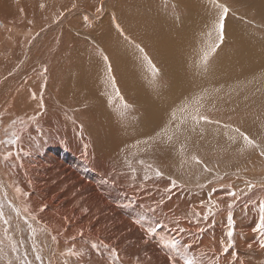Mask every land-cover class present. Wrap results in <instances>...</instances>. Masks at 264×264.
<instances>
[{
	"label": "bare ground",
	"instance_id": "1",
	"mask_svg": "<svg viewBox=\"0 0 264 264\" xmlns=\"http://www.w3.org/2000/svg\"><path fill=\"white\" fill-rule=\"evenodd\" d=\"M162 2L0 0V141L18 137L0 143V245L32 248L33 259L35 246L43 264H109L112 249L115 264H169L165 244L176 239L195 264H264V234L253 231L264 201L260 150L212 124L189 123L166 142L199 101L210 119L224 115L264 147V0H229L252 6L243 20L226 15L222 43L218 9L161 14L172 5ZM229 203L233 247L223 253ZM101 242L107 248L91 247ZM69 248L83 254L63 255Z\"/></svg>",
	"mask_w": 264,
	"mask_h": 264
},
{
	"label": "snow or ice",
	"instance_id": "2",
	"mask_svg": "<svg viewBox=\"0 0 264 264\" xmlns=\"http://www.w3.org/2000/svg\"><path fill=\"white\" fill-rule=\"evenodd\" d=\"M41 7H43V5H41ZM217 7L221 8L222 11L220 12L219 18L215 23V31L217 32L218 35V39L219 41L222 43L223 39H224V20L226 15L229 12V9L226 6L223 5H217ZM97 12L101 11V8H97L96 9ZM61 15H63V13H61ZM85 20H87V16L84 17ZM118 27V26H117ZM219 47V44H216L214 47L211 48V51H215L216 48ZM136 48L139 49L140 53L143 55V58L145 60L148 59L147 54L144 53V49L141 48L139 45H136ZM103 60L105 62L108 61V57L107 56H103L102 57ZM207 59V56L205 57V60ZM148 63L151 65V61L148 60ZM153 68V72L156 73L158 72V70L156 69L155 65H151ZM46 71V70H45ZM107 71L110 73L111 72V66L110 64L107 67ZM113 88H115V80L114 78H111L110 80ZM116 95L119 96V90L116 89ZM33 98H35V96H33ZM122 99V97H121ZM41 108L44 107L43 105V101L41 99L40 105ZM125 107H127V105H125ZM203 107L202 104L199 103V101L196 102V106L194 107V109L192 110V112L186 117V119L182 120L179 124H177L175 126V129L172 133V135H167L166 137V142L167 143H172L174 139H178L179 135L182 134V129L183 130H187V127L189 125V123L191 124L192 129L194 130L196 126H200V125H205V124H212V123H219L218 120L214 121L212 119L209 118V116L201 111V108ZM181 111L187 113L189 111L188 106H185L183 109H181ZM31 119H34L31 118ZM173 119H175V113H173ZM13 123H15V121H13ZM225 127H229L228 125H225ZM233 131L235 133H237L239 135L240 138H242L243 142H244V147L245 148H253V149H259L260 150V154L262 156H264V147H261L260 144H257L255 140H253L252 138H250L245 132H242L239 128H235L233 129ZM18 137L16 138H12V139H8L7 141H0V143H6L8 145H15L16 141H17ZM142 143L144 144H148V141H143ZM181 150H183V146H181ZM12 153L8 152L7 155L4 157L5 159L8 158V156H11ZM191 160L197 164V165H201L203 162L195 155L191 156ZM140 164H144L143 160L138 161ZM147 168L149 169H153L152 165H147ZM155 172V175L157 177H160L163 175V173L159 170V169H153ZM203 170L205 172L211 171L209 168H207L206 165L203 166ZM146 179L148 178L147 176L145 177ZM176 186V181L172 180L171 181V187H175ZM253 188V184L251 182L247 183V189L250 192ZM166 191H170V189H167ZM16 192L17 193H22V195L24 197L28 196L27 192H22V189L17 186L16 187ZM226 195L229 197H234L235 199H239L240 195L238 192L236 191H227ZM215 205L214 201H209V208L208 210L204 213L203 215V219L207 220L209 216L214 215L213 211H212V207ZM233 207L232 203H229L228 208H229V216H228V231L226 232V238L227 241L225 243L224 240H221V249L223 253H226L229 251L230 248L233 247V230H232V215H231V208ZM14 211L17 212V215L19 216L20 213L17 209H13ZM259 210H260V216H259V221L256 223L255 227L253 228V231L258 232V233H262L264 234V201H261L259 203ZM40 211H44V208L42 207L40 209ZM200 213H195V216L197 219H199L200 217ZM25 220V223H28V219L26 217H22ZM33 219H35V217H33ZM0 220H3V222L5 224L8 223L7 219H4V213L3 211H0ZM160 225H157V227H159ZM29 227H31V224H29ZM148 232L149 235H152L155 232V227H150L146 230ZM185 229L183 228H179V232H184ZM53 240H55V237H53ZM104 247L107 248V245H104L103 242H101V245H97L95 243H93L91 245V247L93 249H96L97 251L99 250V247ZM166 247L171 249V252L168 255V260H169V264H178V262H180V264H195V257H192L188 254V249L189 246L188 245H183L182 247L179 244V241H177L176 239H172L171 241L166 242L165 244ZM260 247L264 248V239H262L260 241ZM13 250H15V248H13ZM33 252L36 253L35 254V260L41 262V264H43V257L39 254V252L37 251V249L35 248V246L33 247ZM63 255H68V256H81L83 253L82 251L78 252L75 250V248H69L66 249L64 253H62ZM236 253H232V256L235 257ZM111 256L115 259H111L109 261V264H115V260L118 259L117 254L115 249L111 250ZM29 264H31V262H29Z\"/></svg>",
	"mask_w": 264,
	"mask_h": 264
},
{
	"label": "rangeland",
	"instance_id": "3",
	"mask_svg": "<svg viewBox=\"0 0 264 264\" xmlns=\"http://www.w3.org/2000/svg\"><path fill=\"white\" fill-rule=\"evenodd\" d=\"M161 1H163L162 3L168 2V1H172V5L170 3H166L170 7H162L160 10L156 11V12L161 13V14H164V13L173 14L174 11H176V10L181 11V12H185L186 10H191L193 7H197L198 8V12H199V6H198V4H200V5L201 4L208 5V7L206 6L207 7V11L212 10V8H213V9H216V10L218 9L221 12L222 9L221 8L219 9L217 7V5H221V2H222L223 3L222 5L225 6L224 5V2H223L224 0H194V1H196V4H194V5L189 4L190 2H187V0H183L184 4H180V5L177 4V1H181V0H161ZM228 2H229V0H227L226 3H228ZM187 4H189V6L185 7ZM228 5H229L228 6L229 12H228L227 15L231 16L234 20H243L242 17H245L246 15H248V14L245 13V10L247 9L248 6H252V5H239V4H235V3H228ZM183 9H186V10H183ZM261 20H263V19H261ZM261 20H259V21H261ZM256 21L257 20L255 18L251 19V24L252 25H255V23H258ZM253 22H254V24H253ZM258 27H260V26H258ZM262 30L264 32V29H262ZM263 32L260 31V35L261 34L263 35V36L261 35L260 38H264V33ZM126 35H128V34H126ZM142 48H144V47H142ZM235 50H236V47H235ZM170 84H171V81H169V86H170ZM242 115L243 114H232V115L227 116V117L230 118V119H235L236 117H241ZM224 117H225L224 115H223V117H219L217 115V117L214 119V121L218 120L219 123H212V125L215 126L220 133L223 132L224 130L233 131V129H235V127H234L235 124L232 122V120L230 121V122H232L230 124L227 121V119L224 118ZM225 125H228L229 127H225ZM236 128H238V127H236ZM235 137H238V136L236 135ZM253 150L250 149V152H252ZM212 158H214V159H220L217 156L212 157ZM218 162H222V161H218ZM255 163L258 164L259 162L258 161H255ZM257 166L260 167V168H262V165L261 164H258ZM155 179L158 180L160 178H158V179L155 178ZM172 179H174V178H172ZM3 206H4L3 203L0 201V208L2 210H6L7 209V206H4L5 208ZM1 225L2 224L0 223V226ZM21 228L23 230V233H25V231L26 232L29 231L28 228H23V227H21ZM7 231H9L11 233H14L15 232V228L14 227H9L7 229ZM26 242L27 241H23L22 244L25 245ZM9 245L10 246L0 245V264H29V262H31V264H33V263L34 264H41V262H38V261L36 262V260L33 259V257L31 258L32 255L29 252L31 251L32 248L31 249H26L24 251L21 248L16 247V245L13 244V243L12 244H9ZM13 248H15V250H13ZM254 256H256V254H254ZM72 264H74V263L72 262Z\"/></svg>",
	"mask_w": 264,
	"mask_h": 264
}]
</instances>
